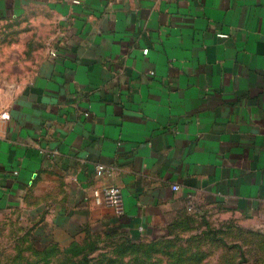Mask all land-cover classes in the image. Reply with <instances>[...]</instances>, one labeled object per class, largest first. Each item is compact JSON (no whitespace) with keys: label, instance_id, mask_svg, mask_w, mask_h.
Instances as JSON below:
<instances>
[{"label":"crops","instance_id":"0c3cea01","mask_svg":"<svg viewBox=\"0 0 264 264\" xmlns=\"http://www.w3.org/2000/svg\"><path fill=\"white\" fill-rule=\"evenodd\" d=\"M78 1L0 0V236L264 230V0Z\"/></svg>","mask_w":264,"mask_h":264},{"label":"rangeland","instance_id":"374dc122","mask_svg":"<svg viewBox=\"0 0 264 264\" xmlns=\"http://www.w3.org/2000/svg\"><path fill=\"white\" fill-rule=\"evenodd\" d=\"M256 223L216 214L182 216L163 234L114 235L59 246L30 232L0 236V264H264Z\"/></svg>","mask_w":264,"mask_h":264},{"label":"built area","instance_id":"2783aa9c","mask_svg":"<svg viewBox=\"0 0 264 264\" xmlns=\"http://www.w3.org/2000/svg\"><path fill=\"white\" fill-rule=\"evenodd\" d=\"M74 2H79V1L74 0ZM146 51L147 50L144 49V53ZM6 116H7V112H3L2 117L5 118ZM97 169L98 171H100V173H102L105 170V167L101 164H98ZM172 189L177 190L178 186L173 185ZM85 198L86 200L91 201L95 205L105 206V207H109L113 209V211L117 215H122L125 211L122 191L116 185L105 186V187H95L91 190L90 195L86 196Z\"/></svg>","mask_w":264,"mask_h":264}]
</instances>
